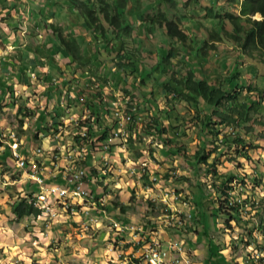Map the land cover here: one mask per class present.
Returning <instances> with one entry per match:
<instances>
[{"label":"trees","instance_id":"1","mask_svg":"<svg viewBox=\"0 0 264 264\" xmlns=\"http://www.w3.org/2000/svg\"><path fill=\"white\" fill-rule=\"evenodd\" d=\"M71 1L85 26H80L77 21L68 23L66 28H61L58 24L52 26L45 23L39 32L34 28L30 29L31 27L27 25H22L21 29L27 33L32 31L36 33L35 35L44 32L41 36L49 40L48 44L42 43L41 40L36 45L34 56L41 68L46 67V60H49L51 64L56 62L54 56L56 52L50 53L58 49L63 50L65 56L70 58V70L75 74L82 72L89 75L90 80L86 81L88 87H83L80 83L77 85L70 77L69 80L68 76L64 79L63 72L58 71L54 66H51L48 72L37 69L39 71L35 73L41 82L46 83V80L53 82L47 88V90L51 87L53 89L48 102L58 97L57 90L61 87L68 91L71 85L80 88L73 101L87 108L89 116L81 118L84 122L80 127L85 128L87 132L84 137L76 135L78 146L75 143L73 146L83 149L79 150L86 158L83 166L89 168V165H94L97 159H101L102 154L105 153L104 147L117 132V122L113 119L105 120V116L109 114L108 108L118 101L116 95L111 100L105 97L107 94L104 87L109 85L110 81L112 88L119 89L125 97L126 115L131 113L136 115V112L141 115L129 117L131 120L128 123L129 129L135 139L132 140L131 136H128L125 143L128 150H133V160L140 162L145 159L142 152H139V148L143 146H146L147 155L152 158L156 150L151 147L156 142L157 145L160 144L158 153L162 159L178 156L196 167L204 166L206 172L213 173L217 178L224 177L226 182L222 181L218 185H213L216 192L215 212L227 217L225 223L228 227H230L228 224L230 221L235 222L237 226L250 225L251 218L242 221L240 205L229 206L227 201L228 194L232 190L229 186L233 184L232 180L246 187L245 180H239L231 174L217 175L214 165L215 157L210 163L207 161L212 155L218 154V151L228 149L230 145L235 147L236 151L239 149L243 151L246 146L259 148L257 144L253 145L242 137H250L252 129L247 126L250 123L259 124L264 128L262 121L264 116L260 112L264 109H262L264 107L262 90L258 84L254 83L260 74L259 66L264 70V0H217L223 1L226 11L223 10V5H213L209 2L210 0ZM232 6L236 7L234 12L230 11ZM188 7L195 13L196 18L188 15ZM63 9L62 3L56 4V8L54 10L50 8V11L58 16V11L64 13ZM196 11H199L200 15ZM257 14L261 18L259 21L253 19V16ZM191 19H194L195 27L192 34L184 29ZM205 19L211 20L210 27L203 23ZM75 24L83 30V32L79 31L78 35L75 34L76 29L73 27ZM223 44L234 49L233 61L231 63L223 61L221 56L213 55L223 75L221 74L219 78L211 75V79H208L202 72V67L206 65H203L200 60L205 62L203 61L205 59L208 62V55L217 54L216 49L223 48ZM40 49L50 50V52L42 57ZM226 52L228 51L223 50V53ZM243 59L249 61L246 68L241 67ZM107 60L111 63L110 69L104 63ZM75 63L78 65L77 68ZM105 69L107 71L102 75ZM250 74L251 77L254 75V78L248 79ZM112 81L113 84H111ZM116 82L119 84L117 85ZM149 82L152 85L147 88ZM84 89L87 90V97L83 96ZM134 91H138L140 95L136 96ZM48 102L41 111L37 110L39 112L37 117L29 108L26 114L22 113L21 107L18 108L21 111V117L17 121V131L19 130L22 136H25V147L30 146L40 136L52 138L55 136L56 131L52 134L45 125L48 121H52L51 126L57 125V122L54 123L53 120L61 118L62 114L55 113L53 110V116L48 113L44 115V111L50 107ZM181 105L188 108L185 114H181ZM26 117L34 118L35 130L29 122L24 123L26 129L22 128V121ZM191 126L198 128L202 144L194 150L193 154L187 152V147L183 143H178L180 135H185L186 129L189 130ZM222 127L229 128L230 134L221 135ZM260 137L264 140L262 131ZM144 138H149V141L143 142ZM135 142L140 146H136ZM210 143L213 150L207 151L206 146ZM118 147L116 145V148ZM114 149V145L108 146L110 157L114 156ZM238 153L241 158L253 163L248 151L245 150L243 154ZM262 164L264 167V163ZM64 169V165H61V171ZM90 169L88 176H96L95 170ZM253 172L256 177H253V182L250 184L260 185L261 177L257 174L255 167ZM141 178L146 179L145 175ZM34 186V184L28 185L25 189L28 191L25 192V197H20L12 205L16 222L29 216L40 215V210L27 201L33 192L29 193V191L38 189ZM263 198L258 203L255 199L250 203V207L255 208V216L260 218L257 227L252 225L251 228L244 230L250 238L254 232L262 231ZM245 203L247 202L243 204ZM113 205L114 209L120 208V211L125 213V208L120 206L119 202ZM107 211L110 213V210ZM209 241L205 255L212 256L211 240Z\"/></svg>","mask_w":264,"mask_h":264},{"label":"rangeland","instance_id":"2","mask_svg":"<svg viewBox=\"0 0 264 264\" xmlns=\"http://www.w3.org/2000/svg\"><path fill=\"white\" fill-rule=\"evenodd\" d=\"M183 1V0H182ZM211 4L216 6L223 5V10L226 11V7L222 2H218L217 0H210ZM2 5V3L0 2ZM57 4H62V2H57ZM218 4V5H217ZM4 7V6H3ZM56 8V5H54V9ZM236 9L235 6H232L230 11L234 12ZM49 12V10H46ZM64 13H61L58 11L59 18L56 20V22L60 25L62 28L63 23L62 17L70 18L71 16L74 17L73 14L70 15V12H67L63 9ZM74 11V10H73ZM184 11V10H183ZM37 12V11H36ZM75 12V11H74ZM256 16H254V19ZM65 19L67 21V24L71 21L68 19ZM6 19V18H5ZM78 20V19H77ZM75 22V19L72 20ZM46 24L47 22L44 21ZM79 22V20H78ZM44 23V24H45ZM65 24V25H67ZM189 27L191 28L192 25L188 24L184 28L186 31L189 30ZM65 28V27H64ZM75 34L78 35L79 31L83 32V30L79 26H74ZM86 34V33H85ZM87 37V34L85 35ZM46 40L45 37L41 36V40ZM54 40V39H52ZM37 42L36 39H31V43ZM55 42V40H54ZM220 45V44H219ZM218 45V46H219ZM216 49V53H212L207 60H203L205 62L201 63L203 65L202 72L205 76H207L208 79H211V75L222 76V69L220 70L219 67H217V64L215 63V56H221L223 61L232 62L233 61V52L234 49H232L230 46L227 47V45L223 44V48ZM223 50H227L228 52L223 53ZM56 57L59 58L63 63L62 65L67 64L66 60H69L68 57L65 56V53L63 50H57L56 51ZM106 64V67L110 69L111 63L109 60L104 62ZM249 63L248 60L243 59V64L241 67L247 66ZM52 69V68H51ZM107 69H105L104 75L106 73ZM259 77L255 80V84H258L260 87V90H262V97L264 101V70L260 68L259 66ZM218 73V74H217ZM222 74V75H221ZM75 75V74H74ZM95 76L96 73H95ZM80 77H83V81L86 82L87 80H90L89 75H86L82 72H80ZM254 78V75L251 74L247 77ZM68 79L70 80L69 76ZM70 82V81H69ZM82 83V82H81ZM113 84V81L111 82ZM118 85L119 83L116 82ZM91 85V84H90ZM152 85L151 82L147 84V88ZM85 86V85H83ZM48 86H41L39 88L41 93H44V98L42 100L34 98L33 91L31 90V87H28L26 92L24 94L19 95V98L24 101H14V103L20 107V105H23L22 113H28V108L25 106L27 103L30 104L31 101L29 99L33 97L31 109L30 111L35 113L38 109H41L44 107L47 103V100L49 99V91L47 90ZM29 89V90H28ZM71 89L75 90L76 92L80 91L79 87H76L75 85H71ZM105 89V97L107 100H111L114 95L118 98V101L112 103V105L109 107L110 112H117L118 116L115 117L116 120H119V124L121 125L120 129V137L115 138L114 140L110 141L109 144L117 145L119 146L118 150H116V153L114 154L113 159L110 156L104 155L101 159H97L96 163H94V166L97 168L95 172L97 175H101L102 173L105 174L107 179L110 180V186L103 187L102 184L104 182H98L94 184L89 183V188L92 189V192H95V190L99 187L107 188L110 190L108 192L109 198L107 199V205L114 206L113 204L115 202H119L121 205L125 208V212L128 211L126 214V221H128L129 224H133L136 226H145L146 231L152 230L153 227H156L155 220H157L158 217L165 210V207L163 203L160 202L161 199V193L158 190H154L153 192L157 195V199L155 202H152L149 197H147L150 188H153L151 179L154 177L159 179L158 186L164 189L170 188L171 191H174L176 193V196L179 195V199L175 201V206H171V210L174 209L175 212H179L180 210L184 213L185 216L190 214L191 218L187 221L186 225L184 226H178L181 229L178 230L176 233L179 234V237H175L176 234L175 231H168L170 236L174 238H180L187 241V245L192 248V245L194 243L195 246V254L196 256H202L205 255V250H207L208 241L211 240V255L212 256H204V260L206 262L202 264H264V256H249L250 254H254L259 248L253 245H249L250 247H245L248 244H251L253 239L255 238L259 244L264 246V233H261L260 231L254 232L252 238L247 236V234L244 232L245 229L251 228V226L258 225L260 222V218L258 216L252 217L251 224L247 226L239 225L237 226L235 222L230 221L228 225H226L227 217L224 215H219L215 212L214 207L216 202V192L213 185H218L220 182H226V179L223 178H217L213 175V173L206 172L204 169V166L196 167L194 164H190L185 162L181 157H175V158H167L162 159L160 157V154L158 153V150L161 148L160 144L157 145L155 142L152 144V149L156 150V153L153 154V157L150 158L147 155L146 152V146L140 147L139 152H142L143 157L146 159L141 160L140 162L134 161L132 158V149H127V137L131 136L132 140L135 139L134 134H131V131L129 129L128 122H131V120L126 118L125 110L126 107L124 105L125 97L120 92L119 89L112 88V85H107L104 87ZM37 90V91H39ZM148 90V89H147ZM65 91V89H64ZM133 90H131L132 92ZM134 94L140 95L139 92L134 91ZM25 96V97H23ZM60 96H63V92ZM83 96L87 97L88 93L83 90ZM26 101V102H25ZM262 101V102H263ZM34 102V105H33ZM7 105V104H6ZM8 107H4L3 102H0V117L2 119H7V125L10 129H15L17 131V128H14L17 125L18 119L21 117V111L20 109H12V106L7 105ZM82 106V105H81ZM79 104H76L74 101L68 102V110L71 112L70 114H77V117H71L69 116V113L66 115V117H70L72 123L68 124L66 129L69 132H64L60 137L63 138L64 141L61 142V144H64V142H67L70 144V151L73 150H80L82 148H75L73 147V143L77 144L78 141L75 139L76 135L84 137L86 134V130L82 132V129L80 126L84 122V119H81L83 116L84 118L87 117L89 114L84 111V107H81ZM4 107V108H3ZM17 107V108H18ZM6 112H2V109ZM264 107H262L263 109ZM187 107H184L181 105V114H185ZM19 110V113H18ZM183 110V111H182ZM262 113V116H264V109L260 111ZM189 113V112H188ZM63 115V114H62ZM131 115H135V113H131ZM135 116H141L138 115L136 112ZM264 122V117L263 120ZM23 123L29 122L32 125V128L35 130L34 126V118L26 117L22 121ZM61 123V120H58L57 126ZM36 125V124H35ZM49 125H51V121H48V124H46V128H49ZM72 125V127H70ZM249 128L252 129L251 133L249 134L250 137H242L246 141L249 140L252 142L253 145H258L259 148L255 149L250 146L244 147L246 151H248L250 160L253 163L247 162V160H244L240 157L239 153L243 154L245 150L239 149V151L235 150V147L232 145L229 146L228 149L218 151V154L212 155L209 160L207 161L210 163L212 161V158L215 157V171L217 175L225 176V175H233L236 176L239 180H245L246 187H242L241 183H235L232 180V185L234 186V192L232 195L234 198H237L241 201L246 200L253 202L255 199V202L258 203L261 198L264 196V167L261 163L264 162V140L261 139L260 134L262 131V134H264V128L262 126H259V124H248ZM77 128V129H74ZM221 135H229L230 129L226 127L220 128ZM82 132V133H80ZM244 133V131H242ZM80 133V134H79ZM17 136H22V134L17 131ZM133 136V137H132ZM5 138H8V135L4 136ZM51 140V139H50ZM68 140V141H66ZM210 140V139H209ZM146 141H149V138H144L143 142L146 143ZM34 142V141H33ZM34 146L38 145L39 142H34ZM178 143H183L187 147V152L190 154H193L194 150L202 145L201 139L199 138L198 128L191 126L190 129H186L185 135H180ZM60 144V145H61ZM136 146H140L137 142L134 143ZM51 146H54L55 143H51ZM58 145V143H57ZM44 146V145H43ZM207 151H212L213 146L208 144L206 146ZM105 151V150H104ZM4 152V151H3ZM115 152V149H114ZM100 153V152H98ZM118 154H120V158H117ZM259 157V161H257V157ZM3 159L8 158V153L4 152L3 155H1ZM122 159V160H121ZM113 162V163H110ZM260 162V163H259ZM91 163V162H90ZM147 165H143V164ZM5 170L8 173H11V170L7 169L5 166H3ZM253 167H255V170L257 171V174L261 177V184L255 185V183L250 184L253 182V177H256V174L253 172ZM159 174V176H157ZM145 175L146 179H142L141 176ZM8 178L17 177V174L14 175H8ZM92 177L97 180L96 176ZM84 182H86V178L83 179ZM108 184V181H106ZM151 184V185H150ZM229 185V186H232ZM200 186V188H199ZM113 188V189H112ZM149 188V189H147ZM97 194V193H96ZM237 194H239L237 196ZM106 199V198H105ZM264 199V198H263ZM221 200V199H220ZM171 205V204H170ZM255 205V204H254ZM100 209L103 207H99ZM116 211L113 212V216L117 220H121V216L123 214L118 210V208H115ZM120 209V208H119ZM255 208H252L251 211L247 215H245V219L247 220L248 217L255 214ZM244 214V213H242ZM110 215V214H109ZM182 216V221L184 222V217ZM91 216L95 217V212H91ZM261 216V215H259ZM99 217V215H98ZM243 217V215H242ZM94 219V218H93ZM101 218L99 217V220ZM51 222V221H50ZM93 223V222H90ZM69 224V221L63 220V225ZM62 234L64 232L63 229ZM264 231V220L262 224V232ZM79 232V231H78ZM99 231L93 230L92 228H88L87 231L82 232L86 236H89V244H82L81 241H79L77 238H73L70 240L71 244L67 245L69 243V240L64 241L63 235H58V243L64 242L63 252L68 255H60L54 257V260H57V258L61 259L63 264H149L148 257L149 256H139L140 250H136L135 255L136 256H128L123 253L117 255V251H119V247L116 246V252L114 255H109L110 252L104 253L105 249L108 248V242L105 241V237L101 235L102 238H98ZM80 233H78L79 235ZM72 236H74V233H72ZM87 237H85L83 240H85ZM80 239V237H79ZM75 241V243H73ZM105 241V242H104ZM80 242V243H79ZM93 242H96L97 245H92ZM210 242V241H209ZM83 249H86L82 252L81 247ZM105 244V245H104ZM107 244V245H106ZM49 246H57V243L50 244ZM109 248H111L109 246ZM75 250V251H73ZM187 251V250H186ZM69 252V253H68ZM82 252V253H81ZM188 252V251H187ZM106 255V256H105ZM71 256V257H70ZM78 256V257H76ZM85 256V257H84ZM161 260V264H169L168 258H162V256H158ZM195 260H197L196 257L192 258V262L195 263ZM254 262H253V261ZM90 262V263H89ZM114 262V263H110ZM256 262V263H255ZM52 264V263H51ZM62 264V263H60Z\"/></svg>","mask_w":264,"mask_h":264},{"label":"crops","instance_id":"3","mask_svg":"<svg viewBox=\"0 0 264 264\" xmlns=\"http://www.w3.org/2000/svg\"><path fill=\"white\" fill-rule=\"evenodd\" d=\"M0 2L2 3V5L0 4V102L5 101V103L12 106V109L14 110L18 107L14 103V101L18 100L24 103V101L19 98V95L24 94V92L27 91L26 89L28 87H31V90H34L32 92L34 98L42 100L44 98V93H41L39 88H41V86L43 85L48 86L53 83L48 80H46V83L38 80V77L35 74L37 71L43 70V72H48V69L51 66H54L58 69V71L64 72V79H66L65 77L68 76L70 74L69 72L71 71L69 68L70 60H66L67 64L62 65L65 62H62L59 58L56 57V55H54L56 58V62L54 64H51L49 60H46V67L41 68L36 62L34 55L37 49L36 45L41 42V35L44 34V32H41L39 35H35L36 33L34 34L32 31L27 33L24 29H21L22 25L30 26V29L34 28V30H36L37 32H39L40 28L44 26V21H46L49 25L56 26L58 24L56 20L60 16L59 14L57 16L53 12H51L50 8L54 10V5H56L57 2H62L64 5V10L70 12V15H74V17L71 16L70 18H67L65 16L62 17V28H66L67 26L65 25L67 24V21L65 20L66 18L68 20L71 19V24L73 22V19H75V22L79 20L78 24L80 26L84 25V21L78 15L76 9L73 6L74 3L71 0H0ZM13 6H15L14 9H12ZM46 10H49V12H47ZM196 13H199V11H196ZM188 15L196 18L195 13H193L192 11H189ZM203 23L206 24V26H209L207 21H204ZM188 24L192 25V27H189L188 30L189 33L192 34L195 31L194 19H191ZM74 26H76V24L73 25V27ZM48 30L51 29L48 28ZM197 34L200 35V33ZM31 39H36L37 42L31 43ZM48 41L49 40L42 39V43L48 44ZM57 50L58 49H55L53 52L51 51L50 54L55 53ZM39 51L42 52V57L47 56L50 52V50L42 49H40ZM68 59L70 58L68 57ZM74 65L75 68H77V63H75ZM81 78L83 79V77ZM51 90H53L52 87L48 89L50 96ZM58 94L59 90H57L56 95ZM32 100L33 97L29 99V101L31 102L30 104L27 103L26 106L31 107ZM262 105L264 106V101L262 102ZM49 106L50 107L46 109V112H48L53 107L52 105ZM42 108L40 109V111L42 110ZM53 110L55 111V113H59V109L54 108ZM2 112L5 111L2 110ZM46 112H44V115L46 114ZM38 114L39 112H37L36 116H38ZM2 128L7 129L8 125L7 120L0 117L1 131ZM64 132L69 131L67 129H64ZM39 141L40 139L38 140V142ZM43 145L46 148L48 146L50 147L49 140L44 141ZM4 152H0V264H63L64 261L59 258H57V260H54V257L56 256H68L66 252H63L64 242L62 241L61 243H58V235H63L64 241L69 240V243L67 245L71 244L70 240L73 238H77L79 241H81V245L89 244V236H86L82 232L87 231L88 225L90 223L86 218L82 219L78 215H76V217H71L68 213L65 212L64 209L57 207L52 209L53 212H57L56 217H54L52 220L45 221V216H29L27 218H24L20 222H16L11 207L20 197H25V192H28L27 190H25L26 187L30 184H34V182L28 181L27 176L24 174L19 177L20 172H16L17 177L12 176L11 178H8V175H14L15 172L13 171L12 163H10L8 159H3V157H1ZM118 155L120 156V154ZM256 157L258 159L257 161H259V157ZM261 163L264 162L261 161ZM3 165H5L6 168L11 169V173H8ZM61 165H63V163H61ZM51 173L53 175H50ZM54 174L55 172L52 171L51 163L47 162L44 165V170L41 171V177L44 179V183L46 185H64V178H61ZM107 181L108 184L106 182L104 183V186L108 188L110 186V180ZM34 185V188H38L39 191V187L36 184ZM100 190L101 188L96 189L98 194L101 192ZM31 191L33 190H30L29 193ZM38 191H35L34 193H37ZM75 210L77 212V210L80 209ZM127 213L128 211H126L122 217L125 218ZM113 215L111 214L110 216ZM63 220L69 221V224H67L66 226L63 225ZM61 229L64 230L63 234ZM97 231H99L97 239L102 238L101 235H103L106 241V222L104 223L103 221V227L101 229H98ZM72 233H74V236H72ZM78 233L80 234L78 235ZM85 237L87 238L83 240ZM165 237H167V235H165ZM176 237H179V234H176ZM102 239L104 240V238ZM54 243H57V246H49L50 244ZM73 243H75V241ZM92 245H97V243L93 242ZM186 249L188 251V256H191V260L193 257L197 258V260H195V263L202 264L206 262L204 260V256L207 255L196 256L194 252L196 250L194 243L192 245V248L186 246ZM81 250L83 252L86 249H83L81 247ZM107 252L108 250L106 248L104 253ZM109 255L112 256L113 254L109 253Z\"/></svg>","mask_w":264,"mask_h":264},{"label":"built area","instance_id":"4","mask_svg":"<svg viewBox=\"0 0 264 264\" xmlns=\"http://www.w3.org/2000/svg\"><path fill=\"white\" fill-rule=\"evenodd\" d=\"M59 107L64 109L65 113L69 112L64 100L59 103ZM71 117L75 118L76 116ZM69 121L72 123L71 118H69ZM62 122L65 123L64 120H62ZM120 129H122L121 125L115 134L116 138L120 137ZM57 130L58 132L55 133L53 138L44 136L41 139L42 143L40 147L38 145L34 146V142H36L35 140L30 146L25 147V136H17V132L14 130L10 132L8 131L5 134L3 133V135L0 136V152L7 151V159L10 163H12L13 171L15 173L20 172L19 177L22 174L26 175L28 181L34 182V184L39 187V191L36 189L31 192L27 201L40 210V216H45V221L52 220L56 217L57 212H53V208H61L64 209L71 217H76V215H78L82 219L86 218L89 223L93 222L88 225V228H94L93 230L101 229L103 227V221L104 223L106 222V241L108 242L107 250L113 255L116 252L115 248L117 246L120 249L116 252L118 256H120L118 252H124V254L128 256H136V250H140L139 256H150L151 261L155 264H157L155 256L168 258L169 264H197L192 262L191 256H188V252L186 251V242L180 238L170 236L168 232L175 231L174 233H176L181 229L178 226L186 225L187 221L191 218L190 214L185 216L181 210L179 212H175L174 209L171 210V206H175V201L179 199V195L176 196V193L171 191L170 188L164 189L159 187V179L154 177L151 179L153 188H150L147 197H149L152 202H155L157 195L153 191L158 190L161 193L160 202L163 203L165 207V210L163 211L164 213H162L160 217L155 220L156 227H153L150 231H146L144 225L136 226L129 224L128 221L125 220H117L114 216H110L111 214L109 213V215L107 212L108 209H106L107 199L109 196L108 192H110V190L107 188L102 190V187H99L101 188V192L98 194L96 191L94 195L91 191L92 189H88L89 183H106L109 179H107L104 173L97 177V180L92 176H88L91 169L83 166L86 159L84 153H80L79 150L70 151L71 146L67 142L61 144L64 140L60 136L64 133V130L60 126L57 127ZM83 131H85V128L82 129V132ZM50 132L54 134L53 128L50 129ZM5 135H8V138H5ZM46 140H50L49 144L55 143V147L51 145L47 148L44 147L43 142ZM104 150L107 151L108 146H105ZM47 162L51 163L52 171L55 172L54 175L64 178V185H46L44 183V179L41 177V171L44 170V165ZM61 163H63L65 167L63 171H61ZM143 165L145 166L147 164L145 163ZM92 168L97 170L95 166ZM50 175L53 174L51 173ZM84 178H86V182L83 181ZM233 182L237 183L235 180ZM102 185L104 186V184ZM231 187L232 190L228 194V205L232 206L234 204H239L242 221H245L243 220L245 219V215L250 213L246 211L252 210L250 207L251 201L249 200L248 203V198L243 201L234 198L232 195L234 192V186L232 185ZM35 191L38 192L34 193ZM238 195L239 194H237V196ZM244 202L247 203L243 204ZM99 207L103 208L100 209ZM75 209L80 210H77L76 212ZM92 211L95 212V217L91 216ZM98 215L101 218L100 220ZM183 215L185 216L184 222L182 221ZM254 216L255 214L248 217L247 220L249 218L252 220V217ZM255 226L257 227L258 225ZM258 231L264 233V231ZM165 235H167V237H165ZM253 244H255V246L259 249L254 254H250L249 256H264V246L259 244L255 238L251 244H248L245 247H250L249 245ZM109 246L111 248H109Z\"/></svg>","mask_w":264,"mask_h":264},{"label":"clouds","instance_id":"5","mask_svg":"<svg viewBox=\"0 0 264 264\" xmlns=\"http://www.w3.org/2000/svg\"><path fill=\"white\" fill-rule=\"evenodd\" d=\"M241 1V0H240ZM188 9H189V11H190V8L188 7ZM237 12H238V7H237ZM256 17V19H254V16H253V19L254 20H257V21H259L261 18H260V16L257 14V15H255ZM205 21H207V23L209 24V27L211 26V20L210 19H205ZM84 26H85V24H84ZM185 29V28H184ZM189 32V31H188ZM70 74L68 75L70 78H72L73 80L72 81H74L77 85H79V83L80 82H82L81 84H82V86L83 85H85V87H88V86H86V83L82 80V78L80 77V73L78 72V74H75V72L74 71H70L69 72ZM63 74H64V72H63ZM75 74V75H74ZM63 78H64V76H63ZM66 78V77H65ZM84 83V84H83ZM81 86V87H82ZM76 87H78V86H76ZM84 87V86H83ZM90 88V87H89ZM84 91L85 92H87V90H85L84 89ZM63 92V96H60L61 95V93ZM77 92L76 91H74V90H72V89H70L69 91H68V89L67 90H65L64 91V89H60L59 90V94H58V97L57 98H53L50 102H48V105H52L53 107L48 111V112H46V111H44V112H46V113H48V114H50L51 116H53L54 115V113H53V109L54 108H57V109H59V113L58 114H63L62 115V117L61 118H59L60 120H61V123L58 125V126H60V127H62L63 128V130L64 129H66V127H67V125L68 124H71V122L69 121V116H76L77 117V114H70L71 112L69 111L68 113H69V116L68 117H66V115L68 114V113H65L64 111V109H61L60 107L58 108V105H59V103L61 102V101H65L66 102V107L68 108V102L69 101H73V98L74 97H76L77 96ZM81 97V96H80ZM58 100V101H57ZM4 104H6L5 102H3ZM3 104V105H4ZM76 104H81V103H76ZM33 105H34V102H33ZM46 105H47V103H46ZM45 105V106H46ZM26 106V105H25ZM44 106V107H45ZM81 106V105H80ZM4 107H7L6 105H4ZM3 107V108H4ZM20 107H23V105H20ZM20 107H18V108H20ZM27 108H29V109H31L30 107H28V106H26ZM3 108L1 109V110H3ZM17 108V109H18ZM48 108V107H47ZM110 108H108V111H109V114L108 115H106L105 116V120H108V121H110L111 119H113V120H115V122H117V124H118V126H117V128H116V131H118V128L120 127V124H119V120H116V118L115 117H117L118 116V113L117 112H112V114H111V112H110V110H109ZM84 111H86L88 114H89V111H88V109L87 108H84ZM6 113V112H5ZM131 115V114H130ZM130 115H127L126 116V118L127 119H129V117H131ZM89 116V115H88ZM88 116L87 117H85V118H88ZM37 117V116H36ZM84 117V116H83ZM62 118H64V119H62ZM100 118H101V116H100ZM59 119H54L53 121H54V123H58V120ZM7 120V119H6ZM62 120H64L65 121V123H63L62 122ZM130 120V119H129ZM52 122V121H51ZM128 123H130V122H128ZM57 125H54V126H51V125H49V128L47 127V129L49 130V132H50V129L51 128H53V130L54 131H56V132H58V130H57V127H58ZM43 127H45V126H43ZM14 128H18V123H17V125L14 127ZM22 128L23 129H26L27 127L24 125V123H23V125H22ZM40 129V128H39ZM15 131V129H10L9 127L7 128V129H3L2 128V131H1V129H0V136L1 135H3V133L5 134L6 132H10V131ZM16 132V131H15ZM117 133V132H116ZM115 133V134H116ZM115 134H114V138L113 139H111L110 141H112V140H114L116 137H115ZM43 138V136H40L38 139H37V142H38V140L40 139V141H39V144H38V146L40 147V145H41V143H42V141H41V139ZM36 141V140H35ZM109 141V142H110ZM49 142H50V140H49ZM112 144H109L108 143V145L107 146H111ZM115 146V153H116V149L118 150V149H120V148H116V145H114ZM104 155H107V156H110L109 155V151L107 150V151H105V153L104 154H102V157H104ZM119 156V155H118ZM117 156V157H118ZM101 157V158H102ZM120 158V157H119ZM92 167H94V165H89V168H92ZM102 175V174H101ZM100 175H96V177H99ZM108 178V177H107ZM103 187H106V186H103ZM102 187V190L103 189H105V188H103ZM36 190V189H35ZM93 191V190H92ZM95 192H96V190H95ZM94 193V192H93ZM94 195H95V193H94ZM110 206L109 205H107L106 206V209H108V210H112V215H113V212L114 211H116V209H114V207L113 206H111V208H109ZM118 210H120V209H118ZM121 212V211H120ZM122 213V212H121ZM40 214H41V212H40ZM123 214V213H122ZM125 214V213H124ZM123 214V215H124ZM40 216V215H39ZM121 220H125L126 221V219L124 218V217H122L121 216Z\"/></svg>","mask_w":264,"mask_h":264},{"label":"bare ground","instance_id":"6","mask_svg":"<svg viewBox=\"0 0 264 264\" xmlns=\"http://www.w3.org/2000/svg\"><path fill=\"white\" fill-rule=\"evenodd\" d=\"M148 261H149V264H155L154 262L151 261L150 256L148 257ZM155 261H157V264H161V260L158 256H155Z\"/></svg>","mask_w":264,"mask_h":264}]
</instances>
